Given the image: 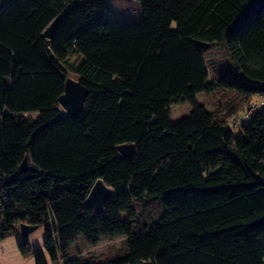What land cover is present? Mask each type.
I'll use <instances>...</instances> for the list:
<instances>
[{
    "label": "trees",
    "instance_id": "trees-1",
    "mask_svg": "<svg viewBox=\"0 0 264 264\" xmlns=\"http://www.w3.org/2000/svg\"><path fill=\"white\" fill-rule=\"evenodd\" d=\"M139 2L119 23L106 0H0V238L42 225L60 264H264V0ZM69 74L88 89L76 117L58 103ZM217 91L263 104L235 132L195 101L172 121L173 101ZM98 178L113 191L99 214L84 205ZM77 235L127 250L84 261Z\"/></svg>",
    "mask_w": 264,
    "mask_h": 264
},
{
    "label": "rangeland",
    "instance_id": "rangeland-1",
    "mask_svg": "<svg viewBox=\"0 0 264 264\" xmlns=\"http://www.w3.org/2000/svg\"><path fill=\"white\" fill-rule=\"evenodd\" d=\"M106 3L109 10V19L112 21L134 23L139 22L143 18L139 0H106ZM207 52L206 58H211V64H220L226 60V56L219 46L209 47ZM213 73L214 71L210 68V75L212 76ZM69 78L76 79L73 74H69ZM194 101L202 103L208 110L224 120H230L233 115L234 117L230 121L234 132L237 131L243 114L249 109L248 104L244 107V100L240 96L235 95L234 92H200L186 100L178 99L173 101L170 106L172 121L191 116L193 114ZM249 101V103H259L263 101V98L253 95ZM22 117L34 121L38 118V113L35 111L25 112L22 113ZM44 236V228L39 225L25 237L20 234L18 228L16 232L0 238V264H21L22 261L25 264H35L31 251L22 252L20 250V242L29 245L32 249H42L44 260L47 264H60L59 261L52 262L49 254L43 249ZM125 249L127 250L125 239L117 236L104 238L95 245H89L82 239L81 235H77L71 240L69 246V252L74 254V256L80 255L84 261H90L91 259L105 260L123 252Z\"/></svg>",
    "mask_w": 264,
    "mask_h": 264
},
{
    "label": "water",
    "instance_id": "water-1",
    "mask_svg": "<svg viewBox=\"0 0 264 264\" xmlns=\"http://www.w3.org/2000/svg\"><path fill=\"white\" fill-rule=\"evenodd\" d=\"M58 19H54L43 31V35L50 38L53 29ZM88 96V89L83 86L79 81L72 78H67L64 84V91L58 97V103L62 109L70 116L76 117L83 111V104ZM116 149L125 158L133 159L136 149L133 143H125L116 146ZM23 171H27L29 167L24 158L20 164ZM112 189L107 186L102 179L98 178L92 184L86 198L84 205L91 207L95 213L99 214L103 210L104 204L112 196ZM37 227L36 224H28L20 222L18 224L20 234L25 237Z\"/></svg>",
    "mask_w": 264,
    "mask_h": 264
},
{
    "label": "built area",
    "instance_id": "built-area-1",
    "mask_svg": "<svg viewBox=\"0 0 264 264\" xmlns=\"http://www.w3.org/2000/svg\"><path fill=\"white\" fill-rule=\"evenodd\" d=\"M263 104V101H260L259 103H248L249 109L248 111L243 114V118L241 120L244 121L248 118V116L253 113L255 110H257L258 108H260V106ZM0 207H1V202H0ZM59 263H61V260L59 261Z\"/></svg>",
    "mask_w": 264,
    "mask_h": 264
},
{
    "label": "crops",
    "instance_id": "crops-1",
    "mask_svg": "<svg viewBox=\"0 0 264 264\" xmlns=\"http://www.w3.org/2000/svg\"><path fill=\"white\" fill-rule=\"evenodd\" d=\"M83 239V238H82ZM71 256H74V254L70 253ZM21 264H25L24 261L21 262Z\"/></svg>",
    "mask_w": 264,
    "mask_h": 264
}]
</instances>
